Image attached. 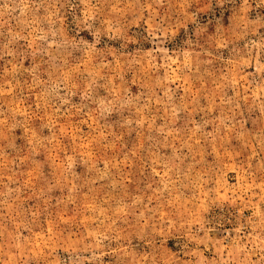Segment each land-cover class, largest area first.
Returning <instances> with one entry per match:
<instances>
[{
	"label": "rangeland",
	"instance_id": "374dc122",
	"mask_svg": "<svg viewBox=\"0 0 264 264\" xmlns=\"http://www.w3.org/2000/svg\"><path fill=\"white\" fill-rule=\"evenodd\" d=\"M0 264H264V0H0Z\"/></svg>",
	"mask_w": 264,
	"mask_h": 264
}]
</instances>
